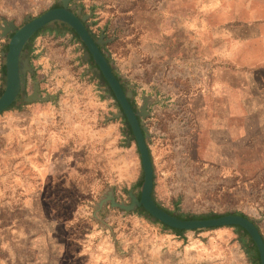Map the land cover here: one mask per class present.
Here are the masks:
<instances>
[{
	"label": "crops",
	"instance_id": "1",
	"mask_svg": "<svg viewBox=\"0 0 264 264\" xmlns=\"http://www.w3.org/2000/svg\"><path fill=\"white\" fill-rule=\"evenodd\" d=\"M161 4L158 9H164ZM164 5L184 11L181 17H168L172 28L167 38L174 44V62L183 66L181 72H174L182 74L184 88H189L183 94V112L206 138L205 154L209 155L204 161L222 162L219 146L232 136L231 144L262 146L254 151L264 152V0H166ZM207 12L216 17L210 18ZM210 25L215 27L210 30ZM44 26L20 50L18 91L27 95L25 89L32 88L33 82L39 90L42 80L44 89L51 91H46L45 103L30 104L29 113L7 115V144L0 145V264H222L223 257L210 259L206 249L179 235L153 232L150 217L138 213L129 214H137L143 228L131 225L129 229L128 223L113 228L117 216L106 214L105 209L97 212L99 219L76 208L68 220L57 218L49 224L40 217L43 222L38 225L30 209L18 211L15 199L21 194L43 201L41 193L30 192L33 178L39 184L47 185L51 177L57 185H69L79 180L82 171L94 168L100 152L95 151L96 124L112 98L95 76L96 66L84 59V49L71 35L64 32L56 37V30L50 32L52 22ZM44 30L55 38L66 36L71 47L78 49L77 69L58 67L69 56L62 57L54 47L47 50L41 36ZM119 80L136 108L144 97L155 98ZM152 109L148 107L147 115H152ZM118 112L111 116L121 121ZM213 148L218 158L210 157ZM121 231L130 241L119 235Z\"/></svg>",
	"mask_w": 264,
	"mask_h": 264
},
{
	"label": "rangeland",
	"instance_id": "2",
	"mask_svg": "<svg viewBox=\"0 0 264 264\" xmlns=\"http://www.w3.org/2000/svg\"><path fill=\"white\" fill-rule=\"evenodd\" d=\"M55 1L58 0H0V90L4 88L5 82L4 76L1 75L2 66L5 64V45L7 46L11 33L9 31L3 34L4 22L12 21L18 28L32 18L40 16ZM165 1L73 0L70 7L76 9L78 14H81L78 6L83 7L86 12L84 16L88 18L90 29L94 33L106 27L109 35L107 48L110 51L113 72L125 82H131L135 92H140L141 87L145 95L155 96L152 101L149 100L146 109L148 113V107H152V115L146 114L148 120L143 124L149 136L147 141L155 175L153 197L157 203L167 210L187 215L238 212L253 220L264 238V152L254 151L262 146H245L242 143L237 146L230 143L234 137L232 136L228 138V142L219 146L222 149V162L214 164L204 161L209 155L205 154L206 138L199 126L189 121L183 112V94L186 92L187 95L189 88H184L182 74L180 73V76L174 72H181L183 66L180 61L174 62L175 56L171 54L174 52V44L167 38L172 28L168 17L174 14L181 17L184 11L168 9L164 5ZM161 2L164 3V9H158V4L162 5ZM92 5L94 10L90 7ZM207 13L210 18L216 17L213 12ZM214 27L215 25H210L208 29L212 30ZM41 36L45 37L47 50L54 47L62 57L69 56L67 60L61 57L59 68L68 69L70 66L71 71L77 69L75 57L79 58L80 54L78 49H73L75 47H71L67 42L66 36L55 38L46 30ZM175 47L181 50L182 46L176 44ZM179 53L184 57L182 51ZM44 84L45 80H42V88L39 87L38 91L41 97L46 95V91H51L49 88L45 90ZM31 90L30 85L25 89L27 94L31 93ZM25 102L23 93H19L16 104L0 113V145L7 144V127L10 124L7 122L8 114L29 113L32 108L30 104L45 103L37 100ZM118 109L113 98L101 109V118L96 124L98 143L95 149L100 152L95 155L94 168L82 171L79 180L75 179L74 183L69 185H57L51 177L48 178L47 185L42 182L39 184L38 179L33 178L30 192L41 193L43 201L21 194L15 199L18 211L25 213L30 209L37 220L42 217L50 224L51 220L57 218L68 220L76 208H82L86 213L87 210L90 214L95 213L96 219H99L97 212L105 209L106 214L108 211V214L117 216L113 218V228L124 226L125 223H128L129 229L131 225L143 228L142 220L139 221L137 214L113 209L115 207H110L108 202L100 208L98 204L100 199L108 194H111L117 203L128 204V196H125L121 189H129L141 175L135 142L125 141L122 122L111 116ZM101 136H106V140L102 142ZM214 155L218 158L219 153L213 148L210 157L214 158ZM135 190L137 188L131 192L134 193ZM174 202L178 209L174 207ZM130 216H133L132 221ZM147 220L151 223L150 226H154L153 232L162 231L163 235L172 233L154 220ZM42 222L39 219L35 224ZM124 231L119 235L130 241L128 234L123 236ZM178 237L206 249L204 252L209 254L210 259L223 257L222 264H251L240 244L241 239H246L240 237V233L232 227L220 226L199 232L185 230Z\"/></svg>",
	"mask_w": 264,
	"mask_h": 264
},
{
	"label": "water",
	"instance_id": "3",
	"mask_svg": "<svg viewBox=\"0 0 264 264\" xmlns=\"http://www.w3.org/2000/svg\"><path fill=\"white\" fill-rule=\"evenodd\" d=\"M60 2L59 7H53L46 9L43 14L36 16L31 20L25 22L22 26L16 28V25L12 21L4 22L3 34L11 31L5 52V70H4V88L3 93L0 96V113L6 110V108L14 101L17 94L19 93V56L21 53V47L28 37L35 32L44 27V25L53 22L55 20L63 21L68 24L77 35L78 40L83 44L86 49L84 53V59H88L90 56L94 64L97 66L95 71L101 73L104 81L106 82L108 88L114 94L115 100L120 107V112H118L117 117L123 115L129 128L133 133L140 168L143 171V182L139 189V198L137 199L134 193L129 192L128 194V204L117 203L111 194H108L100 199L98 202L99 208L108 202L110 207L118 208L119 210L129 212L134 209V206H142L153 218L157 219L160 223L174 228H180L184 230L191 229H207L210 227H220L237 225L249 236L252 243L256 245L260 264H264V242L258 231V227L253 220H249L245 217L238 216L237 214H226L217 218H210L209 220H182L174 215H170L162 211L153 202L150 196L151 189L153 187V169L150 164L148 146L146 144V139L148 135L146 134V128L143 124L142 118L147 114V104L149 98L144 97L142 104L136 108L134 111L129 103L128 98L131 97L130 91L126 92L120 87L119 82L113 75L112 67L106 60L105 56L98 49L97 44L102 42L101 36L97 39H92L86 30L85 24H83L86 16L80 18L78 12H75L72 7H68V0H58ZM21 71V70H20ZM32 92L25 95L23 99L26 102L31 101H46L48 96L41 97L39 95V90L37 83L33 82Z\"/></svg>",
	"mask_w": 264,
	"mask_h": 264
},
{
	"label": "trees",
	"instance_id": "4",
	"mask_svg": "<svg viewBox=\"0 0 264 264\" xmlns=\"http://www.w3.org/2000/svg\"><path fill=\"white\" fill-rule=\"evenodd\" d=\"M73 0H68V7L70 8V5H71V2ZM60 6V2L59 1H55L54 3H52L48 8H53V7H59ZM92 10H94V7L93 5L90 6ZM79 9H81V14H78L80 18L84 17V15H86V12H84V9L83 7H79ZM75 12L76 9H73ZM43 14V13H42ZM88 18H86L83 22V24H85L86 26V30L87 32L89 33V35L91 36L92 39H97L101 36L102 38V42L100 44H97V47L98 49L101 50V52L103 53V55L105 56L106 60L109 62V64L111 65V61H110V51L109 49L107 48L108 46V43H109V35L106 31V27H103L102 29H100L98 31V33H94L93 31H91L90 29V25L87 21ZM53 23V27L52 29H50V32H54L55 30V36L57 35H61L62 33L66 32L68 34L71 35L72 37V40L77 42L81 47L82 49H84V51H86V49L84 48L83 44L78 40L77 38V35L75 34V32L73 31V28H71L68 24H66L65 22L63 21H59V20H55L52 22ZM45 27V26H44ZM44 27L42 29H39L38 31L36 30L35 32H33L29 37L28 39L26 40V42L23 44L21 50L25 49L27 47V45L29 44V42H31V40L34 38V36H36L41 30L44 29ZM54 30V31H53ZM12 34V32L10 33V35ZM9 35V36H10ZM26 46V47H25ZM5 50H6V45H5ZM92 64H94L93 60H92V57L90 56L89 59H88ZM95 65V64H94ZM96 66V65H95ZM97 67V66H96ZM112 67V65H111ZM113 69V68H112ZM111 69V70H112ZM4 70H5V64L2 66V70H1V75L4 76ZM96 74L95 76L98 78V80L100 81L101 84H103L106 89L109 90L112 98L115 100V97H114V94L113 92L111 91L110 88H108L106 82L104 81L101 73H99L98 71H95ZM113 72V70H112ZM113 75L116 77L117 81L119 82L120 84V87L126 92L127 88L124 87L123 84H121L119 78H117V75L113 72ZM3 93V89L0 90V96L2 95ZM134 93V92H133ZM24 97V95H23ZM129 100V103L132 107V109L135 111L136 110V105H135V102L133 100H131L130 98H128ZM116 101V100H115ZM26 103V102H25ZM117 103V101H116ZM16 104V99L6 108V109H10L12 108L14 105ZM118 108L120 109L119 105L117 104ZM118 109V111L120 112V110ZM6 111V110H4ZM125 128V131H123V136L125 137V141H134L135 142V139H134V136H133V133L131 131V128H129V125L127 124L125 118L123 115H120V118H119ZM136 144V142H135ZM146 144L148 146V141L146 140ZM149 148V146H148ZM136 152H137V147H136ZM148 154H149V160H150V164H151V167L153 169V187L151 189V192H150V196H151V199L153 200V202L157 205V207H159L162 211H164L165 213L167 214H170V215H174L176 216L177 218L179 219H182V220H190V219H198V220H209L210 218H217V217H220L222 215H226V214H230V213H209V215H204V216H198V215H187V214H184V213H177L176 211L174 210H167L163 207H161L157 201L155 200V198L153 197V189H154V185H155V182H154V178H155V175H154V167L152 165V158H151V154L149 152V149H148ZM142 182H143V171L141 169V175L140 177L129 187V189H125V188H122L121 189V192L125 195V196H128L129 192H131L133 189H136L135 192H134V195L135 197L138 199L139 198V189L142 185ZM174 207L176 209H178L176 207V202L173 203ZM113 209H116V208H113ZM125 212V211H123ZM138 213L140 215H144V216H147V217H150L151 219H153L155 222H157V224L161 225L165 230L167 231H171L172 233H174L175 235H180L182 234L183 232H185L184 229H180V228H174V227H168L162 223H160L159 221H157V219L153 218L144 208H142V206H134V209L133 210H130L129 212H126L127 214L129 213ZM232 214H237L238 216H241V217H245L247 218L246 216L242 215V214H238V212H234ZM249 219V218H247ZM255 223V222H254ZM256 224V223H255ZM257 226V225H256ZM229 227H232L234 228V230L237 232V233H240V237L243 236L244 239H246L245 241H242V239L240 240V244L243 246L247 256L249 257V260L251 262V264H260V259H259V253H258V250H257V247L256 245H254L251 241V239L249 238V236L242 230V228H240L239 226L237 225H229ZM210 228H216V227H210ZM210 228H207V229H210ZM192 231H202V230H206V229H191ZM261 235V234H260ZM262 237V236H261ZM262 240L264 242V238L262 237Z\"/></svg>",
	"mask_w": 264,
	"mask_h": 264
}]
</instances>
